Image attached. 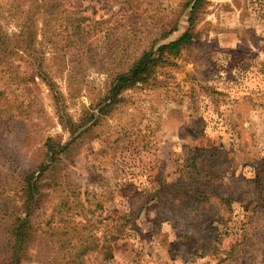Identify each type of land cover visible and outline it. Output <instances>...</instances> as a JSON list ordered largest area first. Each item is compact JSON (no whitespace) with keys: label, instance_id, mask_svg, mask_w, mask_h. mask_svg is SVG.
<instances>
[{"label":"rangeland","instance_id":"1","mask_svg":"<svg viewBox=\"0 0 264 264\" xmlns=\"http://www.w3.org/2000/svg\"><path fill=\"white\" fill-rule=\"evenodd\" d=\"M123 1L0 0V28L18 44L11 54L18 74L5 75L0 85L26 107L23 119L3 120L0 127L12 131L0 134L6 154L0 157V198L17 218L24 214L21 175L43 158L44 139L66 143L65 119L77 121L98 102L108 88L107 74L154 43L160 24L178 20L177 29L155 46L187 28L193 33L191 43L164 53L146 81L123 90L117 104L43 174L42 203L31 215L21 264H46L36 255L39 230L59 195L77 193L90 208L101 202L107 210H138L121 244L106 258L99 250L87 252L85 264H264L260 185L250 184L247 197L232 202L226 233L217 240L219 247L234 250L225 259L191 254L200 233L179 234L181 228L163 218L157 198L146 196L163 180L185 177L188 150L219 146L225 156L215 177L231 188L239 186L237 176L252 178L256 168L264 169V0H201L192 23L187 21L191 0H133L138 11L127 15L117 10ZM75 16L84 18L86 42L67 44ZM96 106L88 109L96 112ZM203 161L199 157L198 165ZM100 211H87L86 217L95 219ZM214 225L224 229L222 223ZM95 230L100 235L101 228Z\"/></svg>","mask_w":264,"mask_h":264},{"label":"trees","instance_id":"2","mask_svg":"<svg viewBox=\"0 0 264 264\" xmlns=\"http://www.w3.org/2000/svg\"><path fill=\"white\" fill-rule=\"evenodd\" d=\"M136 2L124 0L117 10L124 15L136 13L138 11ZM200 2L201 0L187 2V6H189L187 21L189 23H192V15ZM77 3L80 5L81 1H77ZM83 19L81 16L72 18L71 23L75 22V24L72 26V32L67 34V44L86 42L85 33L80 24V20ZM102 21L97 20V23ZM177 22L178 20L174 19L160 24L153 39L154 43L142 48L130 62L120 60L121 68L107 74L109 81L106 94L98 102L91 103L90 107L84 109L77 121L65 119V125L70 134L66 143L54 142L50 137L44 139L41 144L43 158L35 168L38 172L35 173V169H27L20 178V187L25 197L22 218H17L16 212L9 209L10 205L7 201L0 198V227H4L3 234L0 235V264H21L22 260L26 259L27 238L32 227L31 215L42 203L40 180L45 172L54 167L56 161L59 160V154L66 151L71 141L80 138L85 130L92 129L96 125L98 117L109 112L117 104L123 90L137 82L146 81L154 67L163 59L165 52L176 53L182 45L192 42L193 33L187 28L177 38L155 46L159 40L177 29ZM102 28V26L98 27L100 30ZM145 38H142V41ZM53 44L57 43L53 41ZM17 45L15 38L11 39L0 28V80L5 75L8 76V79L11 75L12 78H16L18 74L11 60V54L17 53L15 50ZM23 50L28 51L31 55L35 51L33 47H25ZM22 76L25 78L24 74ZM8 90L6 84L0 85V127L3 120L15 122L19 121V118L23 119L22 112L26 108H23V104H19L16 98H10ZM95 104L98 107L96 112L92 111L93 109H88ZM13 127L15 126L13 125ZM4 131L6 134L12 132L11 129L1 130L0 128V134ZM195 131L199 130L195 129ZM1 146L0 137V157L5 158L6 154ZM222 152L219 146L214 145L200 148L199 151L188 150L185 177L182 179L179 176L170 181L163 180L158 188L146 194V196L157 198L161 206L160 211L164 213L163 218L175 228H181L179 234L200 233V237L192 244L191 254L194 256L213 255L216 258L225 259L227 255L233 254L232 246L229 248L219 247L220 243L217 241L221 235L226 233L227 226L225 227V225L231 220L232 202L246 198L248 192L245 189L250 184H258L262 192L264 191V169L256 168V175L252 178L237 176L234 182H236L235 185H239L238 187L231 188L217 184L215 175L222 171L225 156ZM201 156L204 157V161L198 165L197 160ZM258 166L260 167V165ZM208 169L212 170L209 172L210 174L205 173ZM238 193L241 194L238 196ZM135 196L136 194H131L128 197L132 199ZM84 201L90 202L88 199H82L79 193L72 196L69 194L58 196L56 202L53 203L48 220L38 233L36 255L40 261L46 262V264H85L83 255L91 250L103 252L104 258H106L113 246L121 244V240L125 238L126 225L138 214V210L132 207L127 212L118 209L107 210L104 205L101 206V202H97L93 208H90L92 204L87 205ZM97 207H100L101 211L98 212L95 219L86 217L85 212L94 214ZM8 218L10 221L7 224ZM214 223L224 224L225 230L218 231ZM97 227L101 228L100 235L95 230ZM217 231V235H211Z\"/></svg>","mask_w":264,"mask_h":264}]
</instances>
